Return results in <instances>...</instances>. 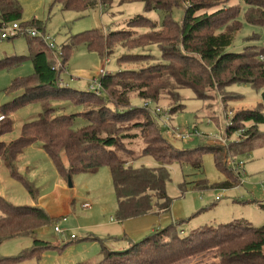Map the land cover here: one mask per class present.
Returning <instances> with one entry per match:
<instances>
[{
    "label": "trees",
    "instance_id": "trees-1",
    "mask_svg": "<svg viewBox=\"0 0 264 264\" xmlns=\"http://www.w3.org/2000/svg\"><path fill=\"white\" fill-rule=\"evenodd\" d=\"M112 1L99 0L105 7L111 6ZM120 1H143L148 11H165V20L159 27L139 14L121 30L104 33L97 28L72 36L62 47L60 64L56 62L54 50L39 36L29 38L28 56L0 60V70L20 65L27 59L34 66L32 75L15 78L5 89L13 98L0 105V135L13 131L12 115L18 109L33 104L43 107L37 118L23 124L18 138L0 141V159L17 177L18 158L28 145L40 142L67 177L77 172L96 173L107 166L117 200V218L125 221L169 210L172 198L167 193V184L172 163L190 162L201 167V152L210 151L221 167L222 160L264 145V132L259 130V125L264 124L263 105L255 110L234 113L231 124L227 125L226 136L241 129L244 132L239 133L237 140L220 145L217 150H213L216 147L213 145L194 151L176 148L158 126L157 117L163 114L151 111L159 107L163 97L171 100L166 109L169 113L183 110L180 90L185 87L192 88L198 98L206 99L211 92L215 94H212L214 98L220 94L225 102L233 95L222 94L220 89L224 90L230 84L264 85V48L248 46L240 53L228 50L235 33L241 29L238 19L241 8L229 5L231 0ZM244 1L247 21L264 25V0ZM55 2L63 5L65 10H85L98 4L97 0ZM181 4L185 11L183 20L178 22L171 14ZM22 17L19 0H0V26L22 20ZM39 23L33 20L26 24L36 26ZM144 27L147 29L138 30ZM117 43L128 51L138 50L134 54H125L121 63L140 67L102 75L100 96L92 90L72 89L61 79L69 55L77 45H86L104 57L109 56ZM154 44L161 50V62L150 51ZM132 94L140 97L144 105L132 106ZM58 100H68L83 111L58 114L52 104ZM150 104L155 107L151 108ZM77 119L87 123L75 128ZM138 138L144 140L141 150L133 146ZM149 159H153L155 165L135 164ZM229 175L233 180H226L223 187L235 186L240 178V173L229 172ZM28 189L35 194L31 186ZM52 221L53 217L43 208L15 205L0 195V243L17 236L33 235ZM125 238L129 242L127 248L111 250L102 244V258L98 263L76 264H185L205 257L215 258L218 264H264V224L256 226L242 218L203 225L184 236L172 224L141 241ZM43 244V241H36L34 249L18 257L2 259L0 264L35 256L45 249L40 247Z\"/></svg>",
    "mask_w": 264,
    "mask_h": 264
},
{
    "label": "rangeland",
    "instance_id": "rangeland-1",
    "mask_svg": "<svg viewBox=\"0 0 264 264\" xmlns=\"http://www.w3.org/2000/svg\"><path fill=\"white\" fill-rule=\"evenodd\" d=\"M19 2L23 8L24 22L40 21V25L31 26L39 37L44 32L49 37V43L54 45L58 64L62 62V47L72 36L97 28L104 33L121 30L127 28L128 22L139 14L145 15L160 27L166 17L165 11H148L143 1L113 0L111 6L105 7L97 0V5L85 10H65L55 0ZM232 4L241 8L238 17L241 29L235 33L228 50L240 53L248 46L264 48V25L247 21L244 0H231L229 5ZM184 11L181 4L173 10L172 18L181 22ZM145 29L147 28H138L141 31ZM29 38L32 36L21 34L1 41L0 56L4 50L15 55L27 54ZM150 51L160 62L163 61L158 45H152ZM137 52L138 50L128 51L117 43L109 56L102 57L99 52L90 50L86 45H77L69 55L61 79L72 89L92 90L93 77L98 80L102 77L100 69H104L105 73L138 70L140 66L120 61L125 54ZM33 73L34 66L29 59L20 65L0 70V105L13 98V95L6 93L5 88L15 78ZM220 90L222 94L233 95V98L229 97L223 102L220 94L214 98V93L210 92L206 99H202L196 96L192 88L181 89L184 108L175 113L166 110L171 101L169 98L159 100V107L164 110L163 115L157 117L162 134L176 148L190 151L209 145L216 146L213 150H217L220 145H224L219 143L221 138L228 139L227 144L237 140L239 131L226 136L228 121L234 113L255 110L260 105H263L264 112V85L233 83ZM131 103L132 106H142L145 102L132 94ZM52 104L60 111H68L67 114L82 109L68 100H58ZM150 107L155 105L150 104ZM42 110L41 104H33L15 111L12 115L13 131L0 135V141H8L19 135L23 123ZM228 111L233 112L230 118L226 117ZM86 123L83 119H77L74 127L79 128ZM171 127H180L188 137L176 138ZM259 130L264 132V124L259 125ZM130 146H137L141 150L144 140L138 138ZM240 161L243 163L239 168L240 178L235 186L229 188L222 185L226 180L232 179L229 172L235 173L228 165V158L222 160L220 167L214 153L202 151L201 167L190 162H174L169 166L171 178L167 184V193L172 198L169 210L119 221L109 167L103 166L96 173H74L70 177V187L69 177L57 168L41 143H32L26 147L18 161L17 177L11 175L0 159V195L15 205L41 207L53 217V221L40 227L33 235L2 241L0 260L18 257L34 249L36 241H43L45 244L40 247L45 249L39 250L38 254L10 264L98 263L102 258V244L111 250H120L125 245L129 246L125 235L133 241H141L145 236L172 224L177 226L181 236L188 235L200 226L226 223L235 218L247 219L256 226L263 225L264 206L261 204L264 205V145L235 157L236 164ZM141 162L148 166L155 165L153 159L135 164L140 165ZM28 186L33 188L34 195L29 192ZM217 196L221 198L218 200ZM55 226H59L62 232H57ZM185 264H218V261L213 257H205L201 261L197 259Z\"/></svg>",
    "mask_w": 264,
    "mask_h": 264
},
{
    "label": "built area",
    "instance_id": "built-area-1",
    "mask_svg": "<svg viewBox=\"0 0 264 264\" xmlns=\"http://www.w3.org/2000/svg\"><path fill=\"white\" fill-rule=\"evenodd\" d=\"M21 34H28L29 36L32 37H38L39 34L38 32L35 30V28H32L31 25H28L24 22H20V21H13L10 23H2V25L0 26V42L3 40H7V39H12L18 35ZM42 39L45 41V43L48 45L49 48H51L52 50H54V45L52 43H49V37H47L45 35V33L42 34ZM100 74L104 75L105 71L104 69H100L99 71ZM92 91H94L97 95H101L102 94V90H101V84H100V80H98V78L93 77V88ZM146 105H148L146 103ZM151 111L154 113H162V108L160 107H156L155 109H151ZM232 111H228L226 112V117L230 118V116L232 115ZM2 117H0L1 119ZM232 118V117H231ZM231 118L228 121V125L231 124ZM180 127H171V131L172 134L176 137V138H180V139H184L187 138L188 135L187 134H183V132L180 130ZM244 132V129L239 130V133ZM219 141V140H218ZM228 139H223L221 138L219 143L221 142L222 144L226 145L227 144ZM228 165L231 168V170H233L236 173H240L238 171L239 168L241 166H243V163L240 161L238 164H236L235 162V157H229L228 158ZM221 198V196H217V199L219 200ZM55 230L59 233H61V229L59 226H55Z\"/></svg>",
    "mask_w": 264,
    "mask_h": 264
},
{
    "label": "crops",
    "instance_id": "crops-1",
    "mask_svg": "<svg viewBox=\"0 0 264 264\" xmlns=\"http://www.w3.org/2000/svg\"><path fill=\"white\" fill-rule=\"evenodd\" d=\"M20 22H24L23 21V17H22V20H19ZM24 23H27V22H24ZM28 49H29V45H28ZM4 53H3V55H1V56H3V58L1 57L0 58V60L1 59H4V58H6V57H11V56H28L29 54H30V50H28V53L27 54H21V55H15V54H12V53H9L10 51L9 50H4L3 51ZM6 54H9L8 56H6ZM4 55H5V57H4ZM30 60V59H29ZM6 89V88H5ZM54 106V105H53ZM55 107V106H54ZM58 109V108H57ZM83 111V109H80L78 112H76V113H79V112H82ZM68 113V111H60V109H58V114H67ZM70 114H72V113H70ZM39 115V114H38ZM38 115H34L33 117H31L30 119H28V121H30V120H33V119H35V118H37L38 117ZM28 121H26V122H28ZM26 122H24L23 124H25ZM23 126V125H22ZM21 131H22V129H21ZM21 134V133H20ZM20 134L19 135H17V136H15V137H12V138H10L8 141H4V142H9V141H12V140H14V139H16V138H18L19 136H20ZM22 156V155H21ZM20 156V157H21ZM20 157L18 158V161H19V159H20ZM3 162V161H2ZM7 168V167H6ZM8 169V168H7ZM9 170V169H8ZM12 175V174H11ZM90 207H91V205H90ZM159 214V213H158ZM64 220H66V218H64ZM127 238H129L127 235H125ZM131 239V238H130ZM133 240V239H132ZM128 242V241H127ZM127 242H126V244H127ZM129 243V242H128ZM128 246H124L123 248H121L120 250H122V249H125V248H127Z\"/></svg>",
    "mask_w": 264,
    "mask_h": 264
},
{
    "label": "water",
    "instance_id": "water-1",
    "mask_svg": "<svg viewBox=\"0 0 264 264\" xmlns=\"http://www.w3.org/2000/svg\"><path fill=\"white\" fill-rule=\"evenodd\" d=\"M69 186L71 187L72 186V182H71V178L69 177Z\"/></svg>",
    "mask_w": 264,
    "mask_h": 264
}]
</instances>
